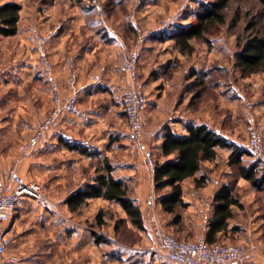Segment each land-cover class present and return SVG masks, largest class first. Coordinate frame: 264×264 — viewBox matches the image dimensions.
Returning <instances> with one entry per match:
<instances>
[{"label": "rangeland", "instance_id": "rangeland-1", "mask_svg": "<svg viewBox=\"0 0 264 264\" xmlns=\"http://www.w3.org/2000/svg\"><path fill=\"white\" fill-rule=\"evenodd\" d=\"M13 1L25 2L30 7L34 5V9L39 7L42 13L45 12L42 10L43 6H49L56 2L55 17L57 16V19L64 18L63 22L69 18L81 20L82 33L86 31L87 34L94 37L99 36L106 42H115L117 37L123 43L121 53L125 47L127 49L137 48L140 51V59L148 51L149 56L152 57L148 56V60L150 63L154 62L152 70L149 69L148 73H150V77H155L157 80L150 86L151 97L159 101L162 92L157 93V90H163L170 84L181 85L180 99L189 96L188 105L199 116L201 122L208 121L210 125H213L211 126L213 128L217 126L219 133L234 147L249 151L250 131L260 128L264 134V72L243 77L235 67L238 40H245L252 34L264 35V5L259 0H230L225 10V23L215 26L206 35L205 41L192 40L194 52L190 55L179 53L174 42L168 39L169 34L179 27H188L194 24L196 15L201 8L210 5L215 0H83L80 3L72 0ZM56 23L57 21L50 29L56 30V36L53 39L62 31L61 26ZM162 26L165 27L162 34H154L147 37L143 43H139L137 29L143 33L155 32ZM48 30L36 29L35 32ZM14 44L13 40L0 36V167L7 174L11 169H17L16 172L27 181H34L42 185L45 191L42 201L45 204L46 212H48V204L55 211L44 214L45 218L40 221L45 223L48 221L47 218L49 221L53 220L58 227L56 230L57 241L62 243L65 236L63 228L69 224L64 213L63 199L81 185L83 180L94 179L93 177L103 167L102 163L107 157L89 159L87 156L66 149L60 141L64 136L60 123L56 126L55 129H59L52 138L49 137L30 156L22 155L20 145L29 139L34 133V129L47 118L50 109H52V100L47 78L36 65L38 59L36 45L34 46L36 57L21 60L17 57ZM72 59L77 70L76 60L74 57ZM23 69L27 71L28 77H22ZM137 70L138 85L149 98L147 85L150 84V80L149 78L146 80L148 74L139 73V64ZM122 73L124 72L122 71ZM192 73L195 75L192 76ZM124 75L126 76L125 73ZM127 77H125L126 85ZM122 78L121 74L120 79L122 80ZM160 78L161 80H159ZM100 81L93 82L95 98L91 100L89 95H84V102L80 103V113L65 118L69 117L70 121L82 118L86 124L93 126L96 131L94 139L97 138L93 144L97 148L102 145L103 155L106 152L109 153L108 161L119 168L115 173L116 176L123 175L127 169L129 170L126 168L127 159L123 155L126 149L133 150L129 152L130 157H128L133 165L131 166L132 172L136 171L141 174L140 166L144 162L143 153L131 137L124 105H122L126 86L123 88L120 83L117 87L105 88L102 86V80ZM22 85L24 88L21 90L20 86ZM168 89L170 88L168 87ZM32 91L35 102L33 113L29 111V119L32 118V122L26 123L30 128L26 134H23L25 132L22 130L23 123L16 114L23 100L31 102ZM74 134H68L70 136L68 141L71 143H77ZM249 154L244 158L245 164H257L258 166L253 154L251 152ZM155 159L158 162V156H155ZM209 171L210 167L203 163L201 173L208 176ZM231 171L234 176L229 178V181L235 187L237 177H235L236 173L233 168ZM127 182L132 196L139 203L140 201L135 197L137 194L133 179H128ZM150 198L151 202L157 204L159 197ZM250 200L256 202L259 205V210L264 212V190L258 192L256 197H250ZM141 202L143 204L142 200ZM153 207L147 209L152 212ZM101 210L104 213L103 225H98L97 215L93 217L92 214H87L88 218H81L78 221H81L79 223L90 231L91 242L96 243L94 237H104L106 242L98 244L104 258L128 257L135 259L136 264L147 263L146 259L150 256L165 259L161 250L156 247L154 240L153 244L141 247L145 232L137 231L130 224L123 208L118 204L105 202ZM184 210L177 211L178 220L174 215L159 211V216L163 217L165 224L170 226L165 230L160 228L181 240L184 238L177 235L178 233H189L184 240L205 236L194 233V230L187 224ZM235 218L240 223L239 216ZM241 221L243 220L241 219ZM245 223L249 224L248 221ZM242 231L246 233L244 228ZM93 235L94 237H92ZM230 237L234 238V233ZM139 245L141 248L134 249ZM118 248L123 253L119 254ZM57 254L62 257L63 251L57 250ZM167 264L173 263L168 262Z\"/></svg>", "mask_w": 264, "mask_h": 264}, {"label": "crops", "instance_id": "crops-1", "mask_svg": "<svg viewBox=\"0 0 264 264\" xmlns=\"http://www.w3.org/2000/svg\"><path fill=\"white\" fill-rule=\"evenodd\" d=\"M12 2L21 6V14L18 22L19 29L15 36L12 38L7 37V39L14 41V50L18 54V58H21V60H29V58L34 59L36 53L33 33L36 29L50 30L52 25L57 21L56 24L61 26L62 31L52 40L49 46V52L51 60L54 63L53 79L58 83L64 93L71 91L70 77L72 57L76 60V67L79 74L78 88L82 89V103L84 102L83 98L86 94L89 95L88 97L91 98V100L95 98V87H93V77L95 75L99 76L100 74L102 86L105 88L117 87L120 83L121 87L125 88L126 76L119 67L123 43H121L117 37L115 38V42H106L101 40L99 36L94 37L87 34L86 31L82 33L83 25L81 20L69 18L63 22L62 19L64 18L57 19V16L55 17L56 2L49 6H43L42 10L45 11L43 13L39 7L34 9V5L30 7L22 1L0 0V6ZM148 56L149 52L146 51V53L142 55L139 63V73L141 74V72H144L148 74L146 80L148 78L150 80V84L147 85L149 92V107L144 116L146 132L145 145L147 148L153 150L155 156H158V162L163 163L174 159V156L164 157L162 155L163 151H161V144L163 142V137H165L164 129L166 127H169L179 135H187L186 125L206 124L210 127L213 125H210L208 121L201 122L199 116L196 115L188 105L189 96L180 99L181 85L170 84L163 90H157V93L162 92L159 101L151 97L152 89L150 86L157 80H155V77H150V73H148L149 69L152 70V64L154 63H150ZM149 57L152 58L151 56ZM26 70L29 69L26 68ZM23 72L24 74L22 77H28L27 71L23 69ZM121 74L123 75L122 80L120 79ZM159 80H161V78ZM47 84L49 85L48 80ZM20 87L22 90L24 85ZM168 87L170 89H168ZM154 100L155 103H153ZM31 102L23 100L16 114L17 118L23 123L22 130L25 131L23 134H26L30 128L26 123L32 122V118L29 119V111L32 113L34 111V93L32 94ZM69 115L70 114L66 116ZM65 117L60 121L61 128L64 132L63 139L68 140L70 138L68 134L75 133V141L87 147L89 152L93 154L97 153L96 158H104L105 156L108 158V152L103 155L102 145H99L97 148L93 144V142L95 143V141H97V138L94 139L96 131H94L92 125L86 124L82 118L70 121L69 117ZM214 128L218 130L217 126H214ZM58 129L46 135L39 147L43 145L49 137L52 138L53 134L58 131ZM222 137L224 138V136ZM229 143L232 144L231 142ZM132 151L133 150L130 151V149H126L123 153L124 158L127 159V161L125 160L127 162L126 168H129V170H126L125 174H118V176H116L115 173L119 168L113 163L110 165L114 168L113 175L115 178L123 179L126 182L128 179H133L137 194L135 197H137L140 201L139 203H141L140 207L147 227L141 247H146V245L149 246L151 243L153 244V229L155 226H159L163 230L170 228V226L165 224L164 218L159 216V211L164 212L159 203V198L157 204L156 202H151L149 199H151L150 197L165 196L170 189L164 188L159 192L155 191L153 171L148 170L147 167L144 166L145 162L140 166L141 174L138 172L136 173V171L132 172L131 166L133 165H131V161L128 160V157H130L129 152ZM232 151L233 150L230 148H219L214 160L204 162L206 166L210 167L207 180L208 183L204 186L196 187L194 178H189L181 184L183 199L187 204V207L184 208L186 220L188 221L187 224L190 225V228L194 230L196 234L205 235L206 237L214 216L215 197L225 186H233L229 181V178L234 176L231 171L233 167L230 165V155ZM88 158L91 159L92 157ZM1 170L4 172L3 169ZM12 171L18 170L11 169L10 172ZM202 174L203 173L199 175ZM96 176L97 174L93 178L95 179ZM235 177H237V184L233 187V192L240 198L239 201L242 207H231L233 218L228 221L227 229L218 234L217 242L225 244H243L246 247L247 254L240 264H264V212L259 210V205H257L256 202L250 200V197H256L257 193L262 191L253 188L247 180L238 177L237 174ZM94 179L83 180L81 185L71 191V193H68L63 199L64 213L69 224L63 228L65 236L62 243L57 241L56 230L58 227L55 222L53 220L49 221V218H47L48 221L45 223L40 221L45 218L46 215L44 214L52 213L55 209L48 204V212H46L45 204L42 200H32L28 198L21 200L13 213L11 221L7 224V231L12 240L11 253L19 257V264H136L135 259L128 257L122 258L119 256L110 259L104 258L102 250L98 247L101 243L96 242L94 235L92 237H94L96 243L93 241L91 242V237H89L90 231L83 224L79 223L81 221H78L81 220V218H88L89 215L87 214H92L93 217L96 216L100 209L103 208L104 203L108 201L103 199H92L77 212H71L65 204V200L72 193H75V191L83 185L93 182ZM145 197L147 198L144 199ZM152 206L155 208L153 207L151 212L147 208H152ZM237 216L240 218V223L235 218ZM241 219L243 221H241ZM246 221H248L249 224H246ZM243 228L244 231L246 230V233L242 231ZM232 233H234V238L230 237ZM188 234L187 232H183L177 235L185 239ZM139 247L140 245L135 246L134 249ZM57 250L63 251L62 257L58 256ZM117 252L119 254L123 253L119 248ZM146 260L147 263L145 264L168 263L166 259L151 256Z\"/></svg>", "mask_w": 264, "mask_h": 264}, {"label": "trees", "instance_id": "trees-1", "mask_svg": "<svg viewBox=\"0 0 264 264\" xmlns=\"http://www.w3.org/2000/svg\"><path fill=\"white\" fill-rule=\"evenodd\" d=\"M80 3L83 0H72ZM230 0H215L204 6L196 15V22L188 27H179L168 39L172 40L182 55L194 52L192 40H206V35L217 26L225 23V10ZM264 5V0H259ZM21 6L16 3H6L0 6V36L13 37L18 32ZM235 53V67L243 77L264 72V35L252 34L245 40L239 39ZM168 66V65H167ZM169 66L167 67V69ZM195 74L192 73V76ZM187 135H179L169 127L164 129L161 151L164 157L174 156L173 160L163 163L156 162L153 170L155 191L164 188L170 191L165 196L159 197V203L165 213L176 216L177 211L184 209L187 204L183 199L182 182L189 178L195 179L196 187L204 186L208 180L206 174H201L202 165L206 161L214 160L219 148H230V165L235 169L238 177L247 180L258 191L264 190V168L257 164H245V157L250 155V150L240 149L230 144L218 130L206 124L186 125ZM60 141L66 149L77 152L82 156L96 157L81 143H71L61 138ZM103 167L97 172L93 182L80 187L72 193L65 204L71 212L79 211L92 199H103L110 203L118 204L125 212L130 224L139 232H146L147 227L141 207L136 198L131 194L128 182L114 177V168L108 159L102 163ZM233 192V186H225L215 197L214 216L206 238L211 243L217 242L218 234L228 227V221L233 218L231 207H242ZM103 211L97 216L98 225H103ZM97 243L106 242L104 237L96 238Z\"/></svg>", "mask_w": 264, "mask_h": 264}, {"label": "built area", "instance_id": "built-area-1", "mask_svg": "<svg viewBox=\"0 0 264 264\" xmlns=\"http://www.w3.org/2000/svg\"><path fill=\"white\" fill-rule=\"evenodd\" d=\"M165 27L155 32L143 33L140 29L139 43L154 34H162ZM56 36V30L36 31L33 39L36 45L37 65L46 76L51 88L52 109L47 118L35 129L34 133L20 146L23 156H30L49 133L68 114L80 113L81 90L78 88V73L71 59V91L64 93L53 79L54 63L51 60L49 46ZM140 51L137 48L122 50L120 68L126 74L127 85L123 97V108L133 141L143 153L145 166L153 171L156 166L155 154L145 145L144 116L149 107V98L138 85V64ZM100 75L94 77V83L100 81ZM248 148L257 160L258 166L264 168V134L260 128L249 133ZM42 185L27 181L18 172L5 173L0 168V264H19V257L11 253L12 240L7 231V224L21 200L44 199ZM156 247L161 250L164 258L173 264H240L247 254L243 244L211 243L205 236L193 240H184L164 232L159 226L153 229Z\"/></svg>", "mask_w": 264, "mask_h": 264}]
</instances>
